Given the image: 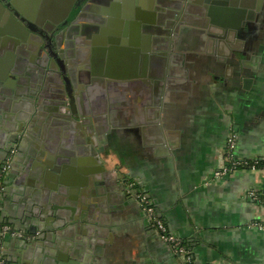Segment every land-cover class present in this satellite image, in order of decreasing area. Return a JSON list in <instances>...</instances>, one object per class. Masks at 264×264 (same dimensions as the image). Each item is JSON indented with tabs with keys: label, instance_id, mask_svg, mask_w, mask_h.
Listing matches in <instances>:
<instances>
[{
	"label": "crops",
	"instance_id": "obj_1",
	"mask_svg": "<svg viewBox=\"0 0 264 264\" xmlns=\"http://www.w3.org/2000/svg\"><path fill=\"white\" fill-rule=\"evenodd\" d=\"M201 1L190 0V5H201ZM27 2L32 6V0ZM129 2L135 13L139 11V18L158 22L170 17L172 10L162 11L163 8L179 4L178 0ZM222 5V18L228 21L243 19L241 5L253 6V23L241 25L240 35L219 43L208 31L202 12L191 5L179 29L176 49L169 50L168 54H176L171 59L165 56V42H153L150 35L131 30L130 25L131 41L119 49L112 50L114 45L104 46L111 39L115 43L114 35L100 34L93 39L84 34L78 36V48L83 53L90 51V47L94 50L106 47V67L115 69L116 62H122L123 71L115 74L140 72L138 58L135 63L137 55L133 54L146 51L153 54L147 69L155 76H162L164 70L165 74L161 85L155 88L162 91L157 99L156 94L150 95L149 78V82L142 83L129 80L120 93H114L112 82H96L94 93L86 91L87 110L102 112L98 113L95 136L99 155L77 167L69 164L67 179L71 183L78 181V177L86 180L89 184L82 188L85 198L100 201L103 210L93 221L85 222L90 227L87 231L95 234L90 245L82 240L80 233L72 235L73 230L69 232L71 237L62 239L65 251L59 264H182L169 244L153 230L142 207L126 192L114 188L116 180L120 184L118 175L122 174L134 179L136 186L145 188L155 200L157 214L185 241L195 264H264V231L253 225L264 220V207L249 196L250 189L264 186V172L239 169L219 181L212 179V174L223 166L232 135L236 137L237 158L264 159V0H237V7L230 6L229 13L226 2ZM78 12L74 10L70 18L74 19ZM53 13L59 11L55 9ZM34 16H38V11ZM107 17L106 20L115 19V16ZM119 19L125 20L123 16ZM29 41L25 48L14 45V49L19 48L25 55L16 62L22 71L35 66L39 56L34 38ZM14 49L1 56L0 74L7 75L15 62ZM128 52L132 55L121 57ZM237 59L244 60L245 67L240 69ZM83 64L79 63L78 70ZM24 101L23 98L11 100L7 111L3 110L13 118L3 120L7 124L0 127V142L3 136L7 140L18 131L16 116L24 113L21 103ZM150 101L161 102V112L155 120L158 123L149 121L139 107L135 109L140 103L146 106ZM75 138L71 129L54 128L49 133L50 142L54 143L69 144ZM26 144L28 149H33L32 142ZM62 191L71 192L68 188ZM13 197L17 198V194ZM65 200L69 206L76 204L70 198ZM74 208L73 212L64 211L68 218L72 217L71 223L79 222L74 219L82 216ZM95 227L100 228V237ZM3 237L1 247L16 257L20 251L16 239ZM44 255L38 254L39 263ZM45 262L54 264L52 259Z\"/></svg>",
	"mask_w": 264,
	"mask_h": 264
},
{
	"label": "water",
	"instance_id": "obj_2",
	"mask_svg": "<svg viewBox=\"0 0 264 264\" xmlns=\"http://www.w3.org/2000/svg\"><path fill=\"white\" fill-rule=\"evenodd\" d=\"M27 1L0 0V62L1 56L7 54L6 51L11 52L15 44L19 48L20 46L25 48V44L34 38L38 52L42 57H48L50 64H44L43 58L41 60L38 56L35 66H31L30 70L22 71L16 62L25 55L17 48L12 52V55H15L13 57L15 62L9 67L7 75L5 72L0 74L1 128L7 124L3 121L4 119L13 118L7 113H3V110L7 111L9 102L16 98L25 100L21 102L24 105V113L16 116L20 125L18 131L14 135H9L7 140L3 136L4 139L0 142V172L10 151L16 149L10 168L4 177L0 178V221L17 225V227L12 226L13 233L5 235L15 238L17 246L20 247L16 257H11L6 251V258L11 264H49L45 262L47 259H52L54 264H59V260L64 259L62 253L65 251L62 239L71 237L78 232L83 236L82 240L90 245L95 241V234L92 231H89L90 233L87 231L90 227L86 226L85 222L93 221L94 217L103 210L100 201L85 198L82 188L88 186L89 183L86 180H81L82 178L78 177V181L71 183L67 179L69 164L77 167L81 163L84 164L85 160H93L99 155L95 136L98 129V113L100 112L87 110L89 103L85 99L86 91L94 93L96 82L100 84L112 82L114 83V93H120L123 84H129V80L137 79L136 82L142 83L149 82V78L150 83L152 80L150 95L156 94L155 98L157 99L162 92H158V89L155 88L159 84L161 85L165 70L162 76H155L150 69H147L149 59L153 54L147 51V53L133 54L137 55L135 63L138 58V64L141 66L140 72L115 74L116 71H123V64L118 60L115 69L106 67L108 64L104 60L106 47L114 45L111 48L113 50L119 49L125 44L129 45L125 42L131 41L128 34L130 25L131 30H140V32L143 31L146 35H150L153 42L155 40L158 43L165 42L167 45L165 56H169L171 59L176 54H168L169 50L176 49L179 26L185 22L184 16L191 5L202 12L210 33L218 31L228 41H231L230 37L241 34L243 31L241 25L244 27L253 23L251 22V10L254 7L241 5L243 6L241 9L243 19L228 21L222 18L224 7L222 0H202L201 5L192 3L190 5V0H178L179 4L168 5L162 9V11L166 8L172 10L170 11L172 20L158 22L152 18H139V11L133 14L135 10L129 0H32V6ZM75 5L76 7L81 6V8L77 16L66 25L68 16ZM226 5V12L229 13L232 11L230 6L237 7V0H231V3L226 2ZM257 8L259 10L261 6ZM55 9L57 12L59 11L60 15L57 13L55 16L53 15ZM37 11L38 16L35 17L34 13ZM174 14H177L178 22L173 21ZM108 15L109 17L115 16V19L106 20ZM122 16L125 20L119 19ZM136 16H138L137 19ZM61 24L66 26L61 29ZM39 28L42 32H39ZM82 34L87 35L90 39L100 34L114 35L115 43L111 39L109 44L104 45L106 47L102 46L95 50L90 47V51L83 53L78 48V36ZM46 38L50 43L52 42L49 45L55 47V51L52 53L43 50ZM40 49L42 50L40 51ZM66 51L67 54H65ZM17 55L18 57H16ZM109 55L111 56V53ZM129 55L132 54L128 52L121 57H129ZM237 60L240 69L245 67L244 60ZM81 62L85 64L81 70H78L77 66ZM138 107L149 121L153 120L158 123L155 120L161 112L160 101H150L146 106L140 103L135 109ZM31 112H33V116L30 115ZM35 125L39 126V129L35 128ZM54 128L71 129L76 138L69 144L50 142L49 133ZM26 142H32L33 149H28L29 146ZM89 163V165L93 164ZM79 170L81 171V167L78 168ZM118 177L121 182L118 184L116 180L114 187L116 190L126 192L140 207L142 206L137 194L144 192L157 212L155 200L145 188H138L137 191L131 192V186L126 185L130 181L137 184L135 180L125 174L118 175ZM13 184L18 185L13 186ZM127 187L129 192H127ZM67 188L71 192L62 191ZM14 193L17 194V198L13 197ZM86 193L88 196L89 193ZM66 197L76 204L69 206V202L65 200ZM15 200H17L16 204L13 203ZM73 208L82 215L74 219L79 221L77 223H71L70 218L72 217L68 218L64 214L66 209L73 212ZM20 209H22L21 212ZM158 216L160 217V215ZM95 228L99 233L98 229L100 228ZM71 230L74 232L72 235L69 233ZM67 231L70 236L67 235ZM98 237H100V233ZM2 238H0V242H2ZM76 239H79V235ZM38 254H45L40 263L37 258Z\"/></svg>",
	"mask_w": 264,
	"mask_h": 264
},
{
	"label": "built area",
	"instance_id": "obj_3",
	"mask_svg": "<svg viewBox=\"0 0 264 264\" xmlns=\"http://www.w3.org/2000/svg\"><path fill=\"white\" fill-rule=\"evenodd\" d=\"M236 149V137L232 135L227 143L224 155V163L221 169L215 171L212 174V179L219 181L224 175H230L236 170L239 169H249L251 171L261 170L264 172V164L259 163L260 158L246 159V158H237L235 155ZM16 152V149L10 151V155L5 161L3 168L1 169L0 176L4 177L5 173L11 166L12 158ZM130 188L134 187V183H129ZM249 196L251 200L264 207V186L262 188L256 189L252 188L249 191ZM137 197L141 203L143 211H146V214L149 213V218L154 221L157 230L160 232L163 240L169 244L172 252L180 259L182 264H195V260L192 256L191 250L185 243V241L178 236L176 233L171 231L167 226L166 222L157 215L154 205H152L145 195L144 192H139ZM253 225L264 231V220H257ZM13 233L12 227L10 224L3 223L0 221V238L6 234ZM0 264H11L10 261L6 258L5 251L1 247L0 242Z\"/></svg>",
	"mask_w": 264,
	"mask_h": 264
},
{
	"label": "flooded vegetation",
	"instance_id": "obj_4",
	"mask_svg": "<svg viewBox=\"0 0 264 264\" xmlns=\"http://www.w3.org/2000/svg\"><path fill=\"white\" fill-rule=\"evenodd\" d=\"M222 2H228V3H231V0H222ZM80 8H81V6L80 7H76V5H75V7H73V9H72V11L70 12V14H69V16H68V20H67V24L66 25H68L73 19H71L70 17H71V15H72V13H73V11L74 10H77V12L80 10ZM58 15H60L59 13H57ZM133 14H135V12L133 13ZM53 15L55 16L56 14L55 13H53ZM136 18H138L137 16H136ZM141 18V17H140ZM167 20H172L171 19V16L169 17L168 16V18H166V21ZM235 20V19H234ZM236 20H239L238 18L236 19ZM235 20V21H236ZM173 21H175V22H178L179 21V19H177V14H174V17H173ZM65 23V22H64ZM184 23H182L180 26H179V29H181V26L183 25ZM66 25H64V24H61V29H63ZM176 26V25H175ZM174 29V28H173ZM39 32H42V30H41V28H39ZM212 33V32H211ZM50 35V34H49ZM213 35H214V37H217V39H218V41H219V43H221V42H223L225 39L221 36V33H219L218 31H213ZM49 43H50V41L48 40V38H46V40H45V42H44V44H43V50H47L49 53H52V52H54L55 51V47H53L52 45L50 46L49 45ZM52 43V42H51ZM50 43V44H51ZM42 49H40V51H41ZM69 51V50H68ZM70 53V52H69ZM65 54H67V51H66V53ZM42 58H43V63L45 64V63H48V64H50V62H48V57H42V55H41V53L39 52V59H41L42 60ZM129 183H131V181L130 182H128L127 183V185L126 186H129ZM136 191L138 190V186H136V184L134 185V187H133ZM132 189V188H131ZM130 189V190H131ZM129 190V188L127 187V192H129L130 191ZM144 213H146V211H144ZM149 215V213H147V216ZM158 215V214H157ZM150 221H151V224H152V228H153V230L157 233V234H159V236H160V238L163 240V238L161 237V235H160V232L157 230V228H156V226H155V223H154V221H152L151 219H150ZM164 241V240H163ZM165 242V241H164Z\"/></svg>",
	"mask_w": 264,
	"mask_h": 264
},
{
	"label": "trees",
	"instance_id": "obj_5",
	"mask_svg": "<svg viewBox=\"0 0 264 264\" xmlns=\"http://www.w3.org/2000/svg\"><path fill=\"white\" fill-rule=\"evenodd\" d=\"M260 164H264V159H259Z\"/></svg>",
	"mask_w": 264,
	"mask_h": 264
}]
</instances>
